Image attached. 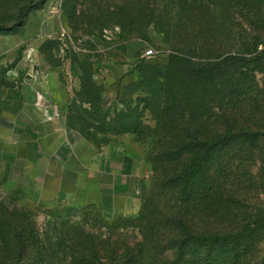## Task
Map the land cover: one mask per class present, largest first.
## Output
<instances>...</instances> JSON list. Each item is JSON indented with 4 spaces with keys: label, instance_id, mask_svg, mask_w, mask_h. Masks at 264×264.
Returning a JSON list of instances; mask_svg holds the SVG:
<instances>
[{
    "label": "rangeland",
    "instance_id": "374dc122",
    "mask_svg": "<svg viewBox=\"0 0 264 264\" xmlns=\"http://www.w3.org/2000/svg\"><path fill=\"white\" fill-rule=\"evenodd\" d=\"M35 1L0 0V32L20 35L25 41L15 62L21 65L17 79L27 76L48 81L54 91V112L63 127L87 138L97 148H110L116 158L126 159L133 172L129 178L133 181L135 204L121 215L93 204L48 207L36 200L27 201L20 191L8 192L1 184L0 203L11 209L26 208L28 223L43 243L57 242L60 235L65 239V248L83 251L86 258L79 254L76 257L89 259L95 246L107 247L111 241L133 244L141 239L138 217L150 193L152 168L148 156L155 145L156 104L168 102L165 106L172 107V97L177 92L185 103L188 95H201L203 88L189 70L172 61L171 55L184 45L180 38L168 39L153 25L143 36L136 33L131 23L146 18L143 5L158 6L160 0H45L40 7L31 8ZM200 1L221 6L222 10L208 17L201 14L197 19L182 15L183 22L189 19L195 24L190 26L191 33L198 32V20L205 31L213 22L222 27L210 41L206 40V33L198 35L205 39L203 43L209 51L189 50L187 55L194 63L219 62V53L224 52L251 58L264 48V0L252 7L244 0H195ZM185 2L194 4L193 0ZM114 4L118 7L115 12L110 8ZM129 4L133 5V12ZM20 7H24L25 15L18 18ZM172 17L177 23L178 17L174 13ZM46 21L43 28L42 22ZM191 42L187 39L185 43ZM150 49L152 53L148 54ZM232 75L264 88V64L259 68L220 71L214 82L221 84ZM252 171L255 173L256 169L253 167ZM238 199L239 213H264V185L241 180ZM259 248L261 258L264 242ZM68 249L65 251L70 253ZM57 255L62 264L76 259L72 253L59 251Z\"/></svg>",
    "mask_w": 264,
    "mask_h": 264
},
{
    "label": "trees",
    "instance_id": "16d2710c",
    "mask_svg": "<svg viewBox=\"0 0 264 264\" xmlns=\"http://www.w3.org/2000/svg\"><path fill=\"white\" fill-rule=\"evenodd\" d=\"M160 1L158 6L143 5L146 18L131 23L143 36L153 25L168 39L180 38L184 45L171 55L172 61L189 70L203 92L188 95L185 103L177 92L172 107L165 106L168 102L156 104L155 145L148 156L150 193L138 217L141 239L133 244L111 241L107 247L95 246L89 259H81L88 255L74 248L66 252L68 246L60 235L57 242L43 243L28 223L26 208L11 209L0 203V264H62L56 259L59 251L82 256L65 264H264V256L259 257L264 213L237 210L241 180L264 185V88L234 75L221 84L214 82L217 73L232 67H261L264 48L251 58L224 52L219 53V62L196 64L187 52L209 51L198 35L207 34L210 41L222 26L213 22L205 31L198 20L194 35L193 21L183 22L182 15L208 17L220 12L221 6L195 0L193 5L185 0ZM244 1L250 7L261 2ZM44 2L36 0L30 7ZM128 7L133 12V5ZM110 8L115 12L118 7ZM23 9L18 8V18L25 15ZM187 39L192 42L186 44Z\"/></svg>",
    "mask_w": 264,
    "mask_h": 264
},
{
    "label": "crops",
    "instance_id": "0c3cea01",
    "mask_svg": "<svg viewBox=\"0 0 264 264\" xmlns=\"http://www.w3.org/2000/svg\"><path fill=\"white\" fill-rule=\"evenodd\" d=\"M24 43L20 35L0 34V184L48 207L93 204L125 214L135 204L128 162L63 127L48 81L17 79Z\"/></svg>",
    "mask_w": 264,
    "mask_h": 264
},
{
    "label": "built area",
    "instance_id": "2783aa9c",
    "mask_svg": "<svg viewBox=\"0 0 264 264\" xmlns=\"http://www.w3.org/2000/svg\"><path fill=\"white\" fill-rule=\"evenodd\" d=\"M147 53H148V54H151V53H152V50H151V49H150V50H148V51H147Z\"/></svg>",
    "mask_w": 264,
    "mask_h": 264
}]
</instances>
